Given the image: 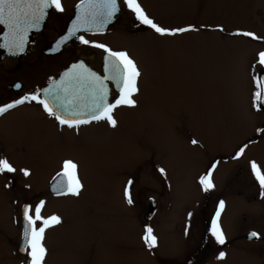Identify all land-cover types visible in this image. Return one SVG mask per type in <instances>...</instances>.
Masks as SVG:
<instances>
[{
	"label": "rangeland",
	"instance_id": "1",
	"mask_svg": "<svg viewBox=\"0 0 264 264\" xmlns=\"http://www.w3.org/2000/svg\"><path fill=\"white\" fill-rule=\"evenodd\" d=\"M77 1L62 0L64 9ZM138 2L161 26L198 30L103 38L127 51L141 71L136 106L115 109L116 127L59 129L26 109L1 123L0 148L17 152L11 159L17 172L0 174V264H24L21 210L41 200L44 216L61 217L45 233L46 264H187L205 243L200 209L207 205L212 220L220 200L226 242L216 243L209 232L206 256L195 264H264V197L249 165L255 160L264 170V133L257 131L264 111L252 106L257 54L264 51V0ZM244 145V155L234 159ZM69 158L78 163L81 193L53 197L49 186ZM213 164L215 187L206 195L199 179ZM129 180L133 203L125 205ZM151 200L158 211L148 223ZM146 224L158 238L152 250L141 238ZM250 231L261 235L259 243L246 240Z\"/></svg>",
	"mask_w": 264,
	"mask_h": 264
},
{
	"label": "snow or ice",
	"instance_id": "2",
	"mask_svg": "<svg viewBox=\"0 0 264 264\" xmlns=\"http://www.w3.org/2000/svg\"><path fill=\"white\" fill-rule=\"evenodd\" d=\"M124 5L134 14L135 19L141 24L154 30L160 36H176L177 34L189 31H197L195 25L187 27L169 28L158 24L151 19L142 8L138 0H123ZM77 13L71 21L65 35H62L55 44L53 51L60 50L61 46L72 37H76L84 45L103 49L107 54L104 64V74L100 75L92 71L83 61L74 63L67 69L57 81L50 78L48 87L36 89L25 94L19 99L13 100L0 106V115L7 113L10 109L23 105L25 102H35L42 106L48 116L53 117L61 126L78 129L81 125H88L95 122H107L112 127H116L117 121L114 118V111L120 106L135 107L136 100L133 98L139 92L138 80L141 71L137 63L127 51H114L103 43H97L86 39L83 35L76 34L81 30L102 32L105 27L113 20L116 13L120 10L118 0H79L76 5ZM53 9L56 12L63 13L64 6L62 0H0V25L6 27L7 31L3 36V43L0 47L8 49L13 55L22 53L25 45L28 43V34L33 29H38L48 10ZM219 31H224L223 27L218 26ZM235 35L250 37L253 40H259L251 31H238ZM257 63L260 75H254L252 81L256 86L253 93V107L257 111L264 110V51L257 54ZM256 66L253 65V68ZM111 82L118 90V95L109 100ZM16 88L21 85L17 83ZM264 133V128L257 130ZM196 144L197 141H191ZM247 145L239 148L234 159H239L244 155ZM251 172L259 184L260 195L264 197V170L255 161H249ZM78 163L73 159H65L62 162L61 170L53 177L55 184L53 191L57 195L78 197L83 188L81 182ZM215 168L213 164L209 170L200 177L199 183L205 192L214 188L212 172ZM19 171L24 176H29L30 171L27 168H21ZM17 168L8 158H0V174L16 173ZM159 172L164 175L165 169L160 168ZM132 180L127 182L124 189V196L127 203H133V197L130 188ZM45 201L41 200L34 207L25 204L23 208V247L20 248L25 254L24 264H46L48 249L45 246L46 230L61 223L59 215L44 216L42 210ZM225 207V202L220 200L209 232L214 237L216 243L223 245L226 242L225 235L220 226L219 220L221 212ZM191 215V214H190ZM251 237H258L255 231L250 233ZM142 240L147 249L152 250L158 246V238L154 234L151 225L146 224ZM224 252H219V259L225 258Z\"/></svg>",
	"mask_w": 264,
	"mask_h": 264
},
{
	"label": "flooded vegetation",
	"instance_id": "3",
	"mask_svg": "<svg viewBox=\"0 0 264 264\" xmlns=\"http://www.w3.org/2000/svg\"><path fill=\"white\" fill-rule=\"evenodd\" d=\"M79 0L71 8H66L63 13L51 10L44 29L37 34H34L27 45L26 50L23 53H17L15 55L8 53L4 48L0 47V106L6 103H11L15 99H19L25 94H29L36 89H42L48 87L50 78L58 80L71 64L83 61L92 71L97 74H104V64L107 54L103 49L93 47L92 45H84L76 37H72L66 43H64L60 50L53 51L56 42L62 35H65L68 29V25L74 15L76 5ZM120 10L116 13L113 22L109 29L104 33H84L78 32L76 35H83L86 39L95 41L97 43H103L114 51H124L120 48H113L103 38L108 37L112 33L128 34L133 38H139L141 36H160L154 30L150 29L146 25H141L136 19L134 14L124 5L123 0H119ZM153 19L152 17H150ZM154 20V19H153ZM155 21V20H154ZM158 23V21H156ZM159 24V23H158ZM2 30L0 28V34ZM1 43V40H0ZM141 77V76H140ZM19 83L20 88H16L15 85ZM110 89L109 100H113L118 95V90L115 86L109 82ZM118 107L117 109H120ZM26 109L30 112L37 113L41 116L42 121L46 123L54 124L59 129L78 130L81 128H89L93 125L100 124L101 122H93L88 125H81L78 129L68 128L67 126H61L58 121L53 117L48 116L44 112L42 106L35 102H25L23 105L10 109L7 113L0 115L1 123L10 118L22 110ZM15 150H5L3 145L0 148V158H8L11 162L12 157L16 155ZM14 173H4L7 177ZM11 189L15 186V181H11ZM51 185L49 186L50 189ZM52 195V194H51ZM207 195V192H206ZM53 196V195H52ZM54 197V196H53ZM66 197L72 196H55ZM260 197H262L260 195ZM126 199L124 204L126 205ZM153 201V200H152ZM210 210L206 205L200 209L201 225L204 229V246L199 248L194 254L195 259L199 253L206 256V249L209 242L206 239V232L210 227ZM259 241L255 243H259ZM20 247V246H19ZM19 251V248H18ZM203 252V253H202ZM195 260L191 263L194 264Z\"/></svg>",
	"mask_w": 264,
	"mask_h": 264
},
{
	"label": "water",
	"instance_id": "4",
	"mask_svg": "<svg viewBox=\"0 0 264 264\" xmlns=\"http://www.w3.org/2000/svg\"><path fill=\"white\" fill-rule=\"evenodd\" d=\"M50 12H51V9H49L48 10V15L45 17V19H44V21L41 23V25H40V27L38 28V29H33V30H31L30 32H29V34H28V42H29V38L32 36V34L33 33H38V32H40L41 30H43V28H44V26H45V24H46V21H47V19H48V16H49V14H50ZM76 13H77V10H76ZM76 13H75V15H76ZM75 18V17H74ZM73 18V19H74ZM72 19V20H73ZM112 23H114L113 22V20L105 27V29L102 31V32H104L105 30H107L108 28H109V26L112 24ZM71 26V23H70V25H69V27ZM0 27H2V29H3V32H2V34L0 35V39H1V41H2V43H3V36H4V33L7 31V29H6V27L5 26H3V25H0ZM80 32H89V33H96V32H92V31H84V30H81ZM26 46H27V44L25 45V49H26ZM4 50L5 51H7L8 53H10L9 51H8V49H6V48H4ZM10 54H12V53H10ZM71 67V66H70ZM69 67V68H70ZM68 68V69H69ZM66 71V70H65ZM64 71V72H65ZM63 72V73H64ZM62 76V75H61ZM60 79V78H59ZM58 79V80H59ZM261 79H264V75H261ZM54 184H55V181H54V183L52 184V186H51V192L52 193H55L54 191H53V186H54ZM56 194V193H55ZM156 211H157V204L155 203V202H153L151 205H150V207H149V211L147 212V214H146V216H145V220L146 221H149L153 216H154V214L156 213ZM24 220H23V226H24ZM251 233V232H250ZM250 233L248 234V237H247V239L249 240V241H257L258 239H259V236L258 237H251L250 236ZM23 247V237H22V243H21V247L20 248H22ZM20 254L21 255H25L22 251H20Z\"/></svg>",
	"mask_w": 264,
	"mask_h": 264
}]
</instances>
